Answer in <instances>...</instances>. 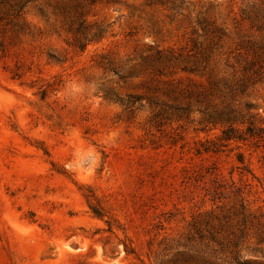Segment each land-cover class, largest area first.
Here are the masks:
<instances>
[{
	"label": "rangeland",
	"instance_id": "1",
	"mask_svg": "<svg viewBox=\"0 0 264 264\" xmlns=\"http://www.w3.org/2000/svg\"><path fill=\"white\" fill-rule=\"evenodd\" d=\"M0 264H264V0H0Z\"/></svg>",
	"mask_w": 264,
	"mask_h": 264
}]
</instances>
